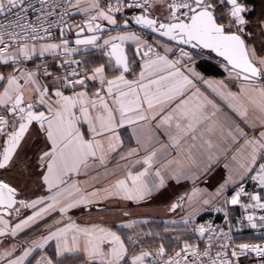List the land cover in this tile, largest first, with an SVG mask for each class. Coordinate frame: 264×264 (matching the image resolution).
I'll return each instance as SVG.
<instances>
[{"label":"snow or ice","instance_id":"6c2138e0","mask_svg":"<svg viewBox=\"0 0 264 264\" xmlns=\"http://www.w3.org/2000/svg\"><path fill=\"white\" fill-rule=\"evenodd\" d=\"M70 3L71 0H66ZM37 4L39 5L37 7ZM77 4L73 7H78ZM117 6L112 7L111 3L105 10L99 3L94 2L93 8L100 10L90 16L84 26L77 25V35L84 32L85 27L89 32L102 31L99 23H94L97 19L106 20L109 24L117 23L114 14L118 13L122 7L143 8L147 5V0L141 4L140 0H116ZM60 7L58 0H0V62L13 64L23 60H29L34 55L44 56L45 53L56 54L58 49L64 50V55H71L78 51L76 48L69 47V41L64 36L63 28L60 29L61 43H39L51 36L50 29L58 27L57 21L49 20L53 16L56 8ZM168 21L159 23L157 20L149 18L144 14L134 17L135 23L151 28L153 32H159L162 37H167L170 41H176L181 45H190L193 49H207L215 53L217 57L222 58L225 67L230 69V73L235 74V78L241 82V87L237 92H220L221 97L228 101L227 107L231 109L235 119L230 116H224L225 125L218 124L215 117L220 109L211 101L199 102L190 106V102L196 93L188 95L190 87H194L193 79L198 74L189 68L185 74L179 66H183L181 59L170 61L166 56L152 53L151 45H146L148 51L143 55L149 57L144 64V70L140 72L139 78L135 81L125 79L124 73L129 71V57L127 56L123 43L126 40H139L134 33L110 37L103 41V46L108 47L106 53L115 60V64L122 69L121 74L115 79H106L104 66L96 67L91 76L85 75L79 78L75 69L71 75L77 77L73 80L63 78L60 82L65 88H76L77 86L86 87L85 80H99L101 89L95 93V98H89L87 92H74L73 95H64L60 88H56L53 95L55 100L48 98V93L52 90L51 86L41 87L36 79V73L25 70L19 75H2L0 81H6L7 87L0 93V106L4 108L5 113H10L13 117L11 124L12 131L7 133V139L4 141L2 152H0V169H5L13 160V156L24 138L25 133L33 122H37L39 129L44 132L47 141L50 143L49 150L43 152L40 160L46 165L47 174L44 175V183L49 191L57 189L49 200L51 203L35 211L31 216L16 224L13 229V235L22 228L34 222L38 217L54 209L60 201L58 197L67 192L72 196L74 190L79 192L80 188L75 183L68 188H61V185L71 179L72 174H79L81 168L89 167V160L96 159L99 153L101 162L104 160V141H107V147L110 152H114L120 144V136L117 129L127 125L139 124L141 121L150 122L157 118L158 125H167L170 129L173 124L176 134L171 135L170 139L175 145H179L184 137L191 136L196 138V132L201 131L209 134L221 135L227 131V136L232 141L238 139L244 140V148L250 149L248 158L240 167L244 174L256 172L252 176L261 188H264V56H258L255 47L249 45L247 38L252 35L246 29L249 20L246 18L250 11L246 6L245 0H172L168 4ZM87 11V10H85ZM30 14H36L35 20L30 18ZM68 14V9L60 14V23L64 16ZM127 20L125 21V25ZM158 24V26H157ZM259 26V25H258ZM43 33V35L41 34ZM264 35V33H262ZM99 37L95 34L83 39H76V45L98 46ZM27 41H32L29 44ZM116 41H119L117 43ZM146 43V42H142ZM166 52L171 51L165 48ZM150 53L155 55L152 59ZM139 54V48L137 50ZM181 57L186 61H191L193 57L188 52L181 49ZM67 62V61H65ZM79 64L78 61H72ZM167 70V75H160L159 72ZM156 78H151L154 74ZM45 75H50L47 68L44 69ZM24 83L21 84L20 81ZM147 81V82H145ZM221 85L223 82H220ZM29 84L34 85L33 91L36 94L34 100L25 101V87ZM107 85L106 92L103 88ZM104 92V94H102ZM107 97V98H106ZM211 105L213 111L209 114L207 105ZM36 105L46 106L45 111L35 110ZM79 112V115L76 113ZM165 113H167L165 115ZM18 124V128L16 125ZM87 125V131H82V125ZM258 134L249 136L240 125ZM9 126L5 115L0 114V135L5 134V128ZM90 135L91 138H86ZM211 147V141H207ZM135 154V150L128 153L129 156ZM152 152L146 156L142 163L147 165L143 172L132 175L129 171L127 177L118 180L114 186L118 193L122 192L124 198L142 199L146 185L143 183V177L147 175L148 169L152 167ZM124 159V157H122ZM211 161L212 157H208ZM140 163V161H137ZM209 170V165H205L204 171ZM155 175L159 177L160 185L164 184V178L159 171ZM241 175V179H243ZM231 180V177H229ZM131 182L129 186L128 182ZM221 185L218 194L226 186ZM108 195H113L107 189ZM117 193V194H118ZM242 194H247L241 187L235 195L226 203L232 205L240 204ZM18 190L9 183L0 180V209L5 213L15 211L17 214L20 208H36L39 204H44V198L26 202L17 201ZM95 196L96 193H90ZM250 199L255 203L252 205H242L243 207H258L264 209V203H261L262 197L258 194L251 195ZM85 197L73 199L71 202L60 207L61 213H66L69 209L76 207L81 203H87ZM207 203V201H205ZM178 205H172L175 209ZM247 220L253 228L256 227L255 217L249 215ZM264 221V216L260 217ZM0 223L7 225V221L0 217ZM187 223V221H185ZM69 231H72L71 240L68 238ZM205 226L201 225L198 232L201 237L205 234ZM0 230V235H4ZM81 236L83 243H81ZM56 240L57 256L65 257L67 255H81L86 259L87 264H145L147 257L152 253L142 251L135 255L129 261L127 253L129 249L125 246V241L121 239L116 232L100 228H79L75 225H68L66 228L50 232L42 238L41 243H36V247L42 248L50 240ZM129 242L132 238L128 237ZM227 248V245H221ZM33 249L25 250L23 255L15 260L9 261V264H24V261L31 254ZM211 245L202 253L203 257H209ZM248 252H254L259 257H264V247L260 245L240 244L231 251V257L235 258L239 264V258ZM166 254L163 245L160 246L156 255L164 256ZM193 257L201 255L198 249L185 243L184 247L176 253L175 257L164 261V264H180V258L185 260V264H194V261H188V255ZM10 255V253H9ZM232 264V259L228 258L227 252H217L216 258L211 259V264ZM47 264H52L51 260Z\"/></svg>","mask_w":264,"mask_h":264},{"label":"crops","instance_id":"0c3cea01","mask_svg":"<svg viewBox=\"0 0 264 264\" xmlns=\"http://www.w3.org/2000/svg\"><path fill=\"white\" fill-rule=\"evenodd\" d=\"M94 2L99 3L105 10H107L109 3L113 8L117 6L116 0H79L78 7H73L77 4L76 0L71 7L73 21L76 24L84 18H90L100 10L92 7ZM171 2L172 0H150L148 10L159 21H168V4ZM245 3L250 10L246 16L250 20L247 31L252 33L247 38V42L255 47L258 56H264V35H262L264 33V0H245ZM121 12L122 8L114 14L117 21L115 25L109 24L106 20L97 19L102 24L111 27V31L104 35L98 46H69L78 49L73 54L84 57L85 75L91 76L96 67L104 66L106 79H115L119 76L121 70L116 67L112 58L106 55L108 51L107 47L103 46V41L110 37L134 33L139 37V40H126L123 43L129 46V53L131 57H134L131 63V71L128 74L124 73V75L125 79L129 81L137 80L149 57L142 60L137 59L134 56V46L142 45L147 48L146 45H149L150 41L153 40L159 47L155 52L156 54L166 56L170 61L181 59L183 66L178 65L181 71L189 74L186 70L191 68L198 74L197 77L190 76L193 79L194 87H190L188 95L196 93L190 102V106L204 102L205 98L207 101H211L220 109L215 117L217 123L225 125L226 128L223 117L226 115L235 119V116L227 107L228 101L221 97L220 92L239 91L242 85L235 78V74L230 73V69L226 68L223 62L212 53L201 54L189 51L188 53L193 59L184 62L186 58L181 57V51L176 50L172 43L158 38L151 39L147 36L148 34H143L134 27H123L124 19ZM144 38L149 40L147 44L142 43ZM116 42L119 43V41ZM36 43L37 47L39 43H61L59 31L52 40ZM134 43L131 51V45ZM165 48H170L171 51L166 52ZM60 50L62 48L58 49L55 55L49 53L44 55L55 58L48 64L50 75H36L37 82L41 87H52L48 93V98L56 99L53 93L57 87L64 95H73L74 92L85 91L89 98H95V93L101 89L99 80L86 79V87L77 86L74 89L61 86L57 78V71L54 69L56 56ZM37 57H39L38 54L29 60ZM151 58L155 59L156 57L152 54ZM17 68L19 72L25 71L23 67H16L12 62L8 64L0 62V74L2 75H11ZM159 74L167 75V70L160 71ZM151 78H156L155 71ZM220 82L223 84L221 85ZM20 83L23 84L24 81L21 80ZM5 87H7L6 81H0V93ZM34 87L32 84L25 87V101L35 99ZM103 88L106 92L107 85L105 84ZM42 108L47 115L46 106H42ZM207 110L209 114L213 111L210 104L207 105ZM76 114L79 115V112ZM158 120L159 118L150 122L141 121L135 125L126 124L123 128L117 129L120 144L116 150L110 152L107 147L108 142L104 141L103 162L100 161V154L98 153L96 159L89 160L87 169L82 167L79 174H72L71 179L66 178L67 183L60 186L61 188H68L69 185L75 183L80 191L75 192L69 188V191L73 192L72 196H68L65 192L63 196L58 197L60 202L56 204L54 209H50L13 235L16 224L45 207L46 204L51 203L48 197L57 191L55 188L49 191L48 186L44 183L43 177L47 174V168L40 157L43 152L49 150L50 143L37 123L33 122L9 166L0 170V180L16 187L18 197L21 200L31 202L44 198V204H39L34 209L23 208L18 205L19 214L11 210L9 213H5L0 209V217L7 221V225L0 223V230L5 233L0 235V264H9V261L22 256L24 251L28 249L33 250L24 264H47L48 260H51L52 264H87L86 259L83 258L82 249L81 255L61 257L57 256L56 240H50L42 248L36 247L33 243H41L42 238L48 236L50 232L66 228L70 224L79 228L100 227L116 232L125 241V246L129 249L126 257L129 261L142 251L152 253L146 258L145 264H155L159 243H163L169 250L175 251L184 246L185 243L197 240L200 237L198 228L201 225L205 226V232L215 230L217 223L221 222V216H217V221H212L210 211L212 207L220 203L225 192L251 173L244 174V170L240 167L242 163L246 162L250 149L244 148L243 139L232 141L227 136L226 130L223 135L219 131L214 135L207 132L202 135L201 131H197L195 139L187 136L181 140L179 145H175L170 139V134H176L174 124L169 129L167 125L157 126ZM12 121L13 117L9 114V126L5 128V134L0 135V152L4 139L11 130ZM240 126L249 133V136L258 134L243 124ZM81 130L86 132L87 125L83 124ZM86 138L90 139L91 136L88 135ZM209 140L211 147L207 143ZM133 150H135V154L129 156L128 153ZM152 152L156 153L153 157L152 167L148 169L147 175L142 178L146 185L143 198L132 200L124 198L123 193H118L114 187L116 182L125 179L129 171L132 175L143 172L148 166L144 165L142 161ZM209 156L212 157L211 161L208 159ZM205 165H209V170L206 172L204 171ZM156 171H159L164 178L163 185H160V178L155 175ZM241 175H243V179H241ZM226 182L224 190L218 194L220 186L225 185ZM128 184L131 186L130 181ZM106 189L113 195H108ZM93 192L96 193L95 196L90 195ZM81 197H85L88 202L81 203L66 213L59 211L61 206ZM174 204L178 205L175 209L172 208ZM26 211H29L28 214L18 221V218ZM235 211L231 212V217L235 215ZM193 231L196 235L193 241L182 239V243L177 244L178 236L189 235ZM72 234L73 232L69 231V240H71ZM128 237L132 238V242H129ZM81 243H83L82 236Z\"/></svg>","mask_w":264,"mask_h":264},{"label":"built area","instance_id":"2783aa9c","mask_svg":"<svg viewBox=\"0 0 264 264\" xmlns=\"http://www.w3.org/2000/svg\"><path fill=\"white\" fill-rule=\"evenodd\" d=\"M75 1L76 0H71V2L68 3L66 0H58L60 7L56 8L54 15L48 19L57 21L59 26L50 29L51 36L43 41L52 40L61 28H68L71 26V23L73 22L71 7ZM127 2H131V0H127ZM140 3L143 4L144 0H140ZM149 4L150 0H147V5H145L143 8L122 7L121 15L124 21L127 20L131 22L136 15L145 14L148 10ZM38 6L39 5L37 4V7ZM65 8L68 9V14L64 16L63 22L60 23V14L64 12ZM30 18L35 20L36 14H30ZM0 19L3 18L0 17ZM41 34L43 35V33ZM147 36L151 38L149 34ZM27 42L32 43V41ZM149 45H155L153 40ZM56 57L57 59L55 61L54 69L57 71V78L61 86H63V84L60 81L63 78L67 77L68 80L77 78L71 75V71L73 69L78 72L79 78L85 77V59L83 56H78L76 54L66 56L64 55V50L62 49ZM54 59V57L39 56L33 60L21 59V62L15 63L14 65H16V67H23L25 70L32 71L36 73V75L42 76L44 75V69L47 68L48 71V64ZM72 61H78L79 64L73 63ZM11 74L19 75V69L17 68ZM35 110L43 111V108L41 105H36ZM0 114L5 115V118L9 121V114L5 113L4 108L1 106ZM253 175H256V172H251L245 179L241 180L233 188L225 192L220 203L212 207L210 211V216L212 217L211 220L217 221V216H221V222L219 224L217 223L215 230L205 232L203 237L200 236L197 240L188 243L195 246L198 249V252L201 254L197 257H193L191 254H189V262L194 261V264H211V259L216 258L217 252H227L228 258L232 259V264H237L235 258L231 257V251L233 248H237L238 250V246L240 244L260 245L261 247H264V221L260 220V217L264 216V209L258 207L245 208L242 206L245 204H254L255 202L250 199V196L256 194L262 197L261 203H264V188H261L259 183L252 179ZM241 187L247 194L241 195L240 204L232 205L230 203H226V201H229L237 191H240ZM232 211L236 212L233 217H231ZM249 215L255 217V228H253L247 220ZM161 245H163L165 248L166 254L162 257L156 255L155 264H164V261L175 257L176 253L184 247L182 246L175 251H171L163 243H159L156 254ZM209 245H211L210 256L203 257L202 253L209 247ZM221 245H227V248H222ZM180 264H185V260L183 258H180ZM217 264H220L219 259H217ZM239 264H264V257H259L254 252H248L246 255H243L239 258Z\"/></svg>","mask_w":264,"mask_h":264},{"label":"water","instance_id":"95a60500","mask_svg":"<svg viewBox=\"0 0 264 264\" xmlns=\"http://www.w3.org/2000/svg\"><path fill=\"white\" fill-rule=\"evenodd\" d=\"M138 15H140V14H138ZM144 15L148 16L149 18H152V19L157 20L158 24L161 23V22H163V23H167V22H169V21H159L158 18L155 17V16H152L148 10H147V12H146ZM246 18H247V17H246ZM88 19H89V18H84V19H82V20H81L79 23H77V24L73 21V22L71 23V26H70V27H68V28H63V30H64V36H63V38H66V39L69 41V46H82V45H76V44H75V40L78 39V38H79V39H83V38H86L87 36H90V35H93V34H95V35H97V36L99 37L98 42H97V43H99V42L103 39L104 35L111 31V27H109V26H107V25H104V24H102L101 22H99L98 20H96L94 23H99V24L101 25L102 31H97V32H94V33H93V32H89V31L87 30V28L85 27L84 32L81 33L80 35H77L78 29H77L76 26H77V25L84 26L85 23H86V21H88ZM247 19H248V18H247ZM248 20H249V19H248ZM249 21H250V20H249ZM158 24H157V26H158ZM122 26L125 27V28H131V27L137 28V29H139L143 34H149V35H152V36L155 37V38H158V39H161V40H163V41H167V42H169V43H172V44L175 46L176 50H178V51H181V49H183V50L186 51V52H189V51H195V52H198V53H201V54H209V53H211V52H210L209 50H207V49H200V48L193 49L190 45H181V44H178L176 41H170V40H168L167 37H162V36L160 35L159 32H153V30H152L151 28L145 27V26H143V25H138V24H136L134 18H133V20H132L131 22L127 21V24H126V25H125V21H123ZM246 30H247V29H246ZM59 35H60V38L62 39L61 34H60V30H59ZM154 43H155V42H154ZM155 44H156V43H155ZM123 47H124V49H125V52H126L127 56L129 57V61H130V63H129V71H128L127 73H125V74H128V73L131 71V55H130V53H129V46L126 45V44H123ZM151 47H152V53H155V52L158 50V47H157L156 45H151ZM138 48H139V54H137V50H138ZM107 51H109V48H108V47H107ZM145 51H148V48H146L145 46H142V45H136V46H134V56H135L137 59H139V60H142V59L147 58V57H145V56L143 55V53H144ZM152 53H150V56L152 55ZM212 54L216 56L215 53H212ZM216 57H217V56H216ZM217 58H219V59L223 62L222 58H220V57H217ZM112 60H113V62L115 63V60H114L113 58H112ZM223 64H224V62H223ZM115 65H116V64H115ZM116 67L122 71V69L119 68L117 65H116ZM8 114H10V113H8ZM36 123H37V122H36ZM37 125H38V123H37ZM30 126H31V125H30ZM30 126H29V128H30ZM38 126H39V125H38ZM16 127L18 128V124L16 125ZM11 131H12V128H11V130H10L9 132H11ZM9 132H8V133H9ZM27 132H28V131H27ZM27 132H26V133H27ZM26 133H25V135H26ZM25 135H24V137H25ZM6 139H7V136L5 137L4 141H5ZM22 140H23V139H22ZM22 140H21V142H22ZM21 142H20V143H21ZM3 144H4V143H3ZM2 148H3V147H2ZM17 149H18V148H17ZM1 152H2V150H1ZM0 170H1V169H0ZM16 199H17V201H20V200H21V199L18 197V195H17ZM18 205H19V204H17L16 207H17Z\"/></svg>","mask_w":264,"mask_h":264},{"label":"rangeland","instance_id":"374dc122","mask_svg":"<svg viewBox=\"0 0 264 264\" xmlns=\"http://www.w3.org/2000/svg\"><path fill=\"white\" fill-rule=\"evenodd\" d=\"M151 39H152V37H151ZM153 39H155V37H153ZM143 42H146V43H144V44H147V42H149V40L148 39H146V38H144L143 39ZM151 42V41H150ZM156 43V42H155ZM135 45V43L134 44H132L131 45V51H132V47ZM156 46H157V43L155 44ZM158 47V46H157ZM159 48V47H158ZM28 212L29 211H26V212H23L22 213V216L21 217H19L18 218V221L19 220H21L26 214H28ZM195 233H194V231H193V233H191V234H189V235H181V236H178V240H177V244H181L182 243V239H184L185 241H193L194 240V238H195Z\"/></svg>","mask_w":264,"mask_h":264},{"label":"trees","instance_id":"16d2710c","mask_svg":"<svg viewBox=\"0 0 264 264\" xmlns=\"http://www.w3.org/2000/svg\"><path fill=\"white\" fill-rule=\"evenodd\" d=\"M152 38H153V36L152 35H150ZM132 59H131V63H132V60L134 59V57L132 56L131 57ZM206 71H209L208 69H206Z\"/></svg>","mask_w":264,"mask_h":264}]
</instances>
